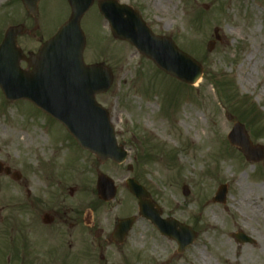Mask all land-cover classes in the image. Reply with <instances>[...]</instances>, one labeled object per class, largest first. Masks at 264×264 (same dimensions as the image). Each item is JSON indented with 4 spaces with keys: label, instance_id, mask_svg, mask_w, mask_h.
<instances>
[{
    "label": "rangeland",
    "instance_id": "obj_1",
    "mask_svg": "<svg viewBox=\"0 0 264 264\" xmlns=\"http://www.w3.org/2000/svg\"><path fill=\"white\" fill-rule=\"evenodd\" d=\"M120 1L198 60L204 74L192 86L164 73L112 36L96 0L82 21L85 58L103 61L113 71L111 89L97 100L109 111L128 159L101 163L59 121L29 101L7 100L0 89V161L21 173L18 180L0 174V263L14 264L3 255L14 238L28 239L29 203L36 199L94 206L97 228L109 233V240L102 236L79 264H264V160H248L228 141L234 123L241 122L253 144L264 145V0ZM69 15L67 0H41L36 16L21 0H0V42L9 26L23 24L30 33L19 36V45L26 53L37 50ZM211 40L216 43L209 51ZM148 103L154 106L147 118ZM98 172L115 180L113 201L98 197ZM130 177L151 193L164 218L197 232L185 252L138 214V201L126 186ZM223 184L226 201L215 202ZM253 195L262 209L251 203ZM128 216L137 219L125 242H112L118 220ZM238 232L254 241L239 242Z\"/></svg>",
    "mask_w": 264,
    "mask_h": 264
},
{
    "label": "water",
    "instance_id": "obj_2",
    "mask_svg": "<svg viewBox=\"0 0 264 264\" xmlns=\"http://www.w3.org/2000/svg\"><path fill=\"white\" fill-rule=\"evenodd\" d=\"M22 1L30 13L35 15L38 12L40 0ZM68 1L72 9L70 18L36 54L25 56L17 44L22 25L7 30L0 45V87L7 99L29 100L58 119L84 149L94 153L102 162L113 159L122 163L127 153L118 145L109 112L96 100L97 94L107 92L111 87L113 74L103 64L87 65L83 57L86 37L81 19L95 0ZM99 10L109 21L116 38L133 44L170 76L190 85L202 77V64L179 49L172 38L155 34L131 6L118 0H99ZM215 43V40L208 43L209 51L213 50ZM22 60L32 69H23ZM228 138L249 160L260 162L264 159V146L253 145L243 124L236 122ZM2 172L10 174L11 169L0 162ZM13 177L19 179L21 175L15 172ZM127 184L139 199L140 215L150 219L162 234L175 239L179 243L178 251L184 252L194 242L197 233L174 218H163L160 208L150 199V193L135 179H129ZM227 191V185L220 186L214 201L225 203ZM98 193L105 201L113 200L117 194L113 179L100 173ZM184 194H189L187 186H184ZM134 221V217L120 220L114 233L115 240L123 241ZM235 237L242 243L253 242L243 232Z\"/></svg>",
    "mask_w": 264,
    "mask_h": 264
},
{
    "label": "flooded vegetation",
    "instance_id": "obj_3",
    "mask_svg": "<svg viewBox=\"0 0 264 264\" xmlns=\"http://www.w3.org/2000/svg\"><path fill=\"white\" fill-rule=\"evenodd\" d=\"M129 168L132 169V165ZM29 209L28 239L14 238L13 247L3 255H8L14 264H79L85 252L100 246L102 236L110 235L97 228L93 205L87 208L78 202L67 207L64 202L50 205L34 199L29 203ZM11 238L13 241V235ZM111 240L116 243L112 234Z\"/></svg>",
    "mask_w": 264,
    "mask_h": 264
},
{
    "label": "bare ground",
    "instance_id": "obj_4",
    "mask_svg": "<svg viewBox=\"0 0 264 264\" xmlns=\"http://www.w3.org/2000/svg\"><path fill=\"white\" fill-rule=\"evenodd\" d=\"M153 103H148L147 104V110H146V117L148 118V117H150V115L153 113ZM164 121L161 119L160 120V122H159V128L160 129H162L163 127H164ZM220 127H224V123H221L220 124ZM243 194H244V192H243ZM244 198H245V196H244ZM251 199V203L253 204V205H257V206H259V208L260 209H262L263 207H262V205H259L258 204V198L257 197H255L254 195L250 198Z\"/></svg>",
    "mask_w": 264,
    "mask_h": 264
}]
</instances>
